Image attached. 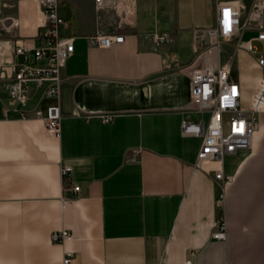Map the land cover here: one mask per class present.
<instances>
[{
    "label": "crops",
    "instance_id": "crops-1",
    "mask_svg": "<svg viewBox=\"0 0 264 264\" xmlns=\"http://www.w3.org/2000/svg\"><path fill=\"white\" fill-rule=\"evenodd\" d=\"M215 8L216 0H134L123 42L103 48L90 41L92 1L59 0L68 22L60 34L73 43L61 69L60 138L34 116L56 99L30 82L25 118L4 112L0 78V264H62L64 250L68 264H264V112L250 147L224 156L226 182L211 164L195 165L201 138L181 131L182 119H199L183 68L202 41L194 29L213 25ZM7 15L26 43L43 24L37 1H12ZM159 32L172 41L153 47L143 37ZM218 217L222 240L211 236ZM61 228L69 239L51 241Z\"/></svg>",
    "mask_w": 264,
    "mask_h": 264
},
{
    "label": "built area",
    "instance_id": "built-area-1",
    "mask_svg": "<svg viewBox=\"0 0 264 264\" xmlns=\"http://www.w3.org/2000/svg\"><path fill=\"white\" fill-rule=\"evenodd\" d=\"M12 1L17 0H0L1 32L6 36L0 39V78L10 104V107L4 108V112L16 110L21 118H25L23 106L28 98V85L33 82L42 87L43 95L56 99L45 109H35L34 116L42 120L49 134L58 139L62 117L59 98L64 80L61 69L67 55L73 50L72 38L62 36L60 29L66 27L68 22L58 13L59 0H33L39 3L44 14L43 24L30 43H26L13 29L15 16H3V9ZM91 1L96 12L97 30L90 41L103 48L123 42L124 30L133 17L134 0ZM5 20L9 22L5 23ZM245 30L253 31L254 36L242 40L240 35ZM194 34L202 41L195 49L192 63L183 69L189 74V105L199 114V119L195 122L182 119L181 131L201 138L195 165L211 164L213 178L226 182L231 176L223 173L224 156L250 147L257 116L264 112V53L253 55V41H264V0H216L213 25L196 28ZM143 37L151 40L153 47L163 41H172L167 32L145 33ZM227 44L230 48H241L253 55L262 68L261 78L246 109L239 107L241 90L232 76L230 61L219 60L220 46ZM204 114H207V118H204ZM111 118V114L100 116L105 122ZM70 170L69 165L61 167L63 178ZM72 190L79 191V186L73 184ZM222 199L223 193L216 199L217 205H221ZM214 226L211 236L225 239L223 218L218 217ZM69 237V232L64 228L50 233L53 242L63 243ZM71 255L70 251L64 250L62 264H68Z\"/></svg>",
    "mask_w": 264,
    "mask_h": 264
},
{
    "label": "rangeland",
    "instance_id": "rangeland-1",
    "mask_svg": "<svg viewBox=\"0 0 264 264\" xmlns=\"http://www.w3.org/2000/svg\"><path fill=\"white\" fill-rule=\"evenodd\" d=\"M253 36V31L245 30L241 33L240 38L246 40ZM253 45L255 49L254 56L264 53V41H253ZM229 46L230 45L228 44L220 46V62L229 60L232 55L236 54L235 49L237 48H230ZM253 55L242 49L236 54V56H234L236 59L235 64L237 65L232 71V76L242 83L239 103L241 109H246L248 108V105H250L254 93V87H256V84L259 82L262 75V68L256 63ZM231 68H233V65ZM224 117H226V115ZM204 118H207V114H204Z\"/></svg>",
    "mask_w": 264,
    "mask_h": 264
},
{
    "label": "water",
    "instance_id": "water-1",
    "mask_svg": "<svg viewBox=\"0 0 264 264\" xmlns=\"http://www.w3.org/2000/svg\"><path fill=\"white\" fill-rule=\"evenodd\" d=\"M31 57H32V55H31Z\"/></svg>",
    "mask_w": 264,
    "mask_h": 264
}]
</instances>
